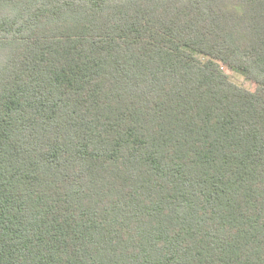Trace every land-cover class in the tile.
<instances>
[{
    "label": "trees",
    "instance_id": "16d2710c",
    "mask_svg": "<svg viewBox=\"0 0 264 264\" xmlns=\"http://www.w3.org/2000/svg\"><path fill=\"white\" fill-rule=\"evenodd\" d=\"M0 264H264V0H0Z\"/></svg>",
    "mask_w": 264,
    "mask_h": 264
},
{
    "label": "rangeland",
    "instance_id": "374dc122",
    "mask_svg": "<svg viewBox=\"0 0 264 264\" xmlns=\"http://www.w3.org/2000/svg\"><path fill=\"white\" fill-rule=\"evenodd\" d=\"M224 72L227 74L230 81L236 86L247 89L249 91L253 90V86L244 77L227 69H224Z\"/></svg>",
    "mask_w": 264,
    "mask_h": 264
}]
</instances>
